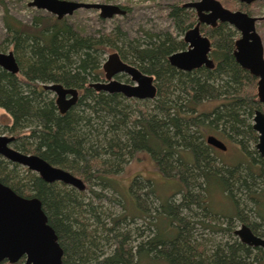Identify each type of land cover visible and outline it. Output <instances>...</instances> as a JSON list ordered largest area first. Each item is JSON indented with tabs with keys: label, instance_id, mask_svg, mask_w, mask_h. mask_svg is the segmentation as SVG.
Masks as SVG:
<instances>
[{
	"label": "trees",
	"instance_id": "1",
	"mask_svg": "<svg viewBox=\"0 0 264 264\" xmlns=\"http://www.w3.org/2000/svg\"><path fill=\"white\" fill-rule=\"evenodd\" d=\"M238 6L250 15L248 6ZM5 14V40L19 71L12 75L0 68V108L11 118L1 132L14 138L13 149L68 171L84 182L85 190L45 183L1 156L0 183L41 202L62 249V264H264L261 248L234 236L237 220L264 238V158L243 149L244 140L257 142L250 121L264 105L257 100V79L234 60L237 31L224 23L201 26L211 41L214 65L182 72L167 58L185 48L182 36L196 18L178 5H171L167 15L175 38L145 33L141 41L121 29L95 38L74 28L68 17L58 20L40 10L29 22ZM109 48L154 77L157 92L150 106V100L138 103L89 87L101 79V55ZM54 85L76 91L66 111L49 89ZM206 102L217 104L199 111ZM209 135L235 143L245 158L233 166L218 164L214 148L204 143ZM143 153L162 177L179 185V202L161 197L150 211L132 190L137 180L128 191L117 180L123 166ZM144 181L147 194L155 193L156 182ZM213 190L234 207L221 223L213 221ZM125 192L131 204L126 207L121 205ZM139 219L144 223L139 225Z\"/></svg>",
	"mask_w": 264,
	"mask_h": 264
},
{
	"label": "water",
	"instance_id": "2",
	"mask_svg": "<svg viewBox=\"0 0 264 264\" xmlns=\"http://www.w3.org/2000/svg\"><path fill=\"white\" fill-rule=\"evenodd\" d=\"M233 1L250 5L264 0ZM28 6L45 11L58 20L72 16L81 9L98 11L99 18L103 20L126 13L119 5L67 0H32ZM182 6L195 11L198 24L214 27L217 23H224L237 31L239 37L234 43V60L240 68L257 79V100L264 105V51L261 37L255 28L257 18L242 11L225 9L217 0H197ZM198 24L183 35L187 50L172 53L167 58L169 65L176 70L191 72L201 67H213V61L209 57V39L200 34ZM0 68L12 75L18 73L19 67L12 51L0 52ZM103 70L106 81L89 84L96 92L119 94L125 99L137 101L153 100L156 97L154 77L122 62L116 55L108 57ZM117 74H126L130 83L114 79ZM49 89L55 94L62 112L74 105V89H66L60 85L49 86ZM252 129L258 136L255 150L264 158V112L261 109H256L253 113ZM13 140L11 136L0 135V156L3 159L36 173L45 183L58 182L79 192L85 190L84 182L66 170L50 165L37 155L13 149ZM205 143L217 150H226V145L213 135L207 136ZM234 235L242 244L264 251V238L254 235L248 226L242 224L234 231ZM21 259V264H62V249L54 230L47 222L41 202L35 197H22L0 183V264H17Z\"/></svg>",
	"mask_w": 264,
	"mask_h": 264
},
{
	"label": "rangeland",
	"instance_id": "3",
	"mask_svg": "<svg viewBox=\"0 0 264 264\" xmlns=\"http://www.w3.org/2000/svg\"><path fill=\"white\" fill-rule=\"evenodd\" d=\"M32 0H0V50L3 53H7L12 51L9 42H6V31L4 27V16L7 12L9 16L19 20L21 22H29L32 16L35 14L36 9L29 7L28 4ZM67 1H77L84 3H97V4H111V5H119L121 7H125L127 10L126 15L124 16H115L112 19L103 20L99 18L98 11L95 10H78L74 12L72 16H68L67 21L73 25L74 28L79 30L81 33L90 34L92 37H99V35H108L116 32L115 29H121L123 32H126L130 39H137L141 41L145 33L150 34H165L168 33L172 38L176 37V33L174 30L173 23L168 18V13L171 5L181 6L183 3L195 0H67ZM224 7L229 10H237L239 6L237 4H228L223 3ZM246 11L254 18H257V22L255 24L256 32L259 34L263 44L264 51V1L263 2H255L251 5H248ZM45 12V11H43ZM244 12V11H243ZM46 13V12H45ZM245 13V12H244ZM239 37V35H238ZM112 49H108L101 55L102 63H101V71L102 77L101 79H105L103 64L106 62L110 55H113ZM114 79L121 82H128L129 77L118 74V77H114ZM99 82V81H94ZM90 83H93L92 81ZM55 95V94H54ZM129 100V99H128ZM142 101H138L141 103ZM152 101L150 100L149 105ZM129 103V102H127ZM130 104V103H129ZM217 102H206L199 108V111L209 112L215 106ZM264 112V109L262 110ZM252 123V120L250 121ZM11 118L9 115L0 108V135H4L6 137H10L7 133H3L2 127L3 125H10ZM206 136L204 137L205 141ZM227 147V150L220 151L217 149H213L212 154L216 158L217 163L220 164V161L228 166H233L237 164L240 160H243L245 156H243L239 150L234 146L232 142L228 139L221 140ZM245 147L249 153L255 150V144L248 140H244ZM205 143V142H204ZM263 174H264V164H263ZM117 180L121 182V185L125 190L128 191V186L133 180H137V185L133 188V192L139 197L140 204L144 206H148L151 208L150 211H154L153 208L157 207L160 203L161 197L162 200L169 201L171 203H177L181 199V194L178 193L179 185L174 180H166L162 177L157 169L155 168L154 163L148 154H140L136 159L130 161L127 165L123 166V170L117 175ZM144 179H150L156 182L154 192H149V187L147 186ZM97 186H94L96 189ZM106 195H110L109 192L105 191ZM125 194V201L121 205L124 204L131 205L129 202V198ZM129 199V200H128ZM209 203L212 210L213 221L220 220L223 222L222 216H227L234 212L233 204L230 203L229 200H225L222 197V194L213 190L209 195ZM110 207V205H108ZM107 206V208H108ZM106 208V209H107ZM139 208V207H138ZM113 210H117L119 212L120 206L113 207ZM199 213V210H197ZM200 214V213H199ZM138 224H142V220H137ZM144 223V222H143ZM235 230L239 228V222L235 221ZM198 232V231H197Z\"/></svg>",
	"mask_w": 264,
	"mask_h": 264
},
{
	"label": "flooded vegetation",
	"instance_id": "4",
	"mask_svg": "<svg viewBox=\"0 0 264 264\" xmlns=\"http://www.w3.org/2000/svg\"><path fill=\"white\" fill-rule=\"evenodd\" d=\"M195 1H197V0H195ZM195 1H189V2H186V3H190V2H195ZM217 1H219L220 2V4L224 7V5H223V1H225V0H217ZM231 1H233V0H231ZM234 2H236V1H234ZM183 4H185V3H183ZM182 4V5H183ZM236 4L237 5H239V4H242V3H238V2H236ZM181 5V7L182 8H184L183 6ZM242 5H245V4H242ZM251 5V4H250ZM245 6H248V5H245ZM121 7V6H120ZM122 8V7H121ZM225 9H228V8H226V7H224ZM184 9H190V10H192V11H194L193 9H191V8H184ZM229 10V9H228ZM230 11H232V10H230ZM234 11H241V10H239V9H237V10H234ZM126 12V11H125ZM243 12V11H242ZM194 13H195V11H194ZM125 15H126V13H125ZM124 16V15H123ZM195 18H196V13H195ZM196 24H198V21H197V18H196V23H195V25ZM218 24H220V23H217L214 27H216ZM194 25V26H195ZM199 25V31H200V27L201 26H204V27H207V28H214V27H211V26H206V25H203V24H198ZM194 26H192V27H194ZM191 27V28H192ZM191 28H189V29H191ZM188 29V30H189ZM187 30V31H188ZM185 34V33H184ZM183 34V35H184ZM200 34L202 35V36H204L202 33H201V31H200ZM204 37H206V36H204ZM206 38H208V37H206ZM209 39V38H208ZM182 40H183V36H182ZM183 42H184V40H183ZM209 42H210V51H211V41L209 40ZM185 43V42H184ZM185 50H187V44L185 43V48L184 49H181V50H179V51H176V52H181V51H185ZM173 53H175V52H173ZM113 55H116V54H114L113 53ZM171 55V54H170ZM117 57H118V55H116ZM209 57H210V54H209ZM119 58V57H118ZM120 59V58H119ZM210 59L212 60V58L210 57ZM121 60V59H120ZM107 61V60H106ZM122 61V60H121ZM213 61V60H212ZM122 62H124V61H122ZM124 63H126V62H124ZM126 64H128V63H126ZM130 65V64H129ZM213 65H214V62H213ZM133 66V65H132ZM135 67V66H134ZM136 68V67H135ZM202 68V67H201ZM197 70V69H196ZM179 71V70H178ZM192 71H194V70H192ZM122 75H125V76H127L126 74H122ZM104 76H105V73H104ZM114 77H118V74L116 75V76H114ZM128 77V76H127ZM106 80L104 79H100L99 80V82H105ZM121 82V81H120ZM93 83H96V82H93ZM123 83H130V80L128 81V82H123ZM12 137V136H11ZM12 147V146H11ZM226 150H227V147H226ZM9 162V161H8ZM11 163V162H10ZM21 167V166H20ZM24 168V167H23ZM36 174V173H35ZM37 175V174H36ZM38 176V175H37ZM58 183V182H57ZM62 184V183H61ZM4 185V184H3ZM64 185V184H63ZM67 186V185H66ZM68 187H70V186H68ZM9 188V187H8ZM13 191V190H12ZM26 198H28V197H26ZM43 210V209H42ZM44 212V211H43ZM46 215V214H45ZM47 217V216H46ZM48 222V221H47ZM58 241V240H57ZM63 254V253H62ZM23 262V261H22ZM3 264V263H2ZM21 264V263H20Z\"/></svg>",
	"mask_w": 264,
	"mask_h": 264
},
{
	"label": "bare ground",
	"instance_id": "5",
	"mask_svg": "<svg viewBox=\"0 0 264 264\" xmlns=\"http://www.w3.org/2000/svg\"><path fill=\"white\" fill-rule=\"evenodd\" d=\"M259 157H260V156H259ZM261 158H262V157H261ZM67 172H68V171H67ZM70 174H71V173H70ZM241 225H242V224H240V226H241ZM240 226H239V227H240ZM237 229H238V228H237ZM234 231H235V230H234ZM234 236H235V235H234ZM235 237H237V236H235ZM237 239H238V237H237ZM238 240H239V239H238Z\"/></svg>",
	"mask_w": 264,
	"mask_h": 264
}]
</instances>
